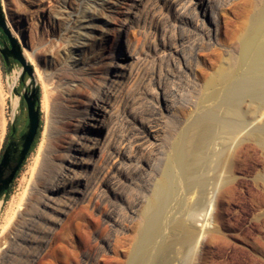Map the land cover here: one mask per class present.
<instances>
[{"label": "bare ground", "instance_id": "obj_1", "mask_svg": "<svg viewBox=\"0 0 264 264\" xmlns=\"http://www.w3.org/2000/svg\"><path fill=\"white\" fill-rule=\"evenodd\" d=\"M3 1L7 24L20 41H25L21 31L12 25L11 10L16 9L10 0ZM211 2L131 0L123 12L118 9V0H86L81 10L71 9L65 0L60 12L52 14L53 23L57 25L59 21L57 27L61 25V34L54 45L44 50L48 55L47 69L37 63L43 49L32 46L31 51L24 42L27 61L35 64L36 80L44 85V139L38 157L40 165L37 172L35 169L39 182L31 191L35 197L26 204L30 191L27 188L16 211L9 216L0 238L5 244L0 247V264L13 259L18 264H36L44 252L57 255L58 249L50 247L60 238L57 230L61 225L64 224L63 231L72 227L65 217L77 204L96 199L99 206L105 201L115 205L114 187L119 183L105 192L102 173L108 167L117 169L123 161L129 163L132 172L141 162L147 165L145 160H138L137 154L159 148L160 115L172 111L163 86L172 73L166 71L156 82L146 72L148 63L156 70V62L142 57L135 49L138 47L131 48L123 36L145 11L152 9V13L164 16L180 10L184 18L187 11L194 9L206 17L210 15L209 24L203 21L198 25L210 39L215 38L220 26ZM114 12L123 13L124 20L115 21ZM31 19L38 25L41 14ZM110 27L114 34L109 38L106 31ZM106 39L112 40L109 54H105ZM122 39L125 47L123 44L116 59L119 45L115 42L120 44ZM237 47L234 62L221 66L206 82L207 86L224 87L223 101L212 103L178 134L173 154L144 207L128 203L126 213L131 219L139 218V222L126 264H264V175L254 174L250 183L251 174L234 171L240 160L243 169L251 166V145H244L247 139H253L264 151V0L246 24ZM242 66L245 69L238 72ZM180 67L194 71L185 60ZM16 81L15 78V88ZM138 82L145 86V115L140 116L132 110L142 99L133 91ZM155 82L161 91L154 95L149 86ZM245 101L249 104L247 111L242 107ZM221 104L225 105L222 113ZM121 116L126 131L135 128L133 134L119 135ZM210 153L213 167L207 157ZM234 206L240 208L236 222L231 223L226 216ZM114 211H109L108 220L116 230L123 229V219ZM240 225H245L247 232H258L254 238L243 236L245 245L238 242L239 233L229 232ZM83 236L87 233L82 232ZM103 245L108 248L111 242Z\"/></svg>", "mask_w": 264, "mask_h": 264}, {"label": "rangeland", "instance_id": "obj_2", "mask_svg": "<svg viewBox=\"0 0 264 264\" xmlns=\"http://www.w3.org/2000/svg\"><path fill=\"white\" fill-rule=\"evenodd\" d=\"M64 1L65 0H10V4L12 3V6L16 9L14 11L11 10L13 15L12 25L16 30L21 31L24 36L25 41L22 42L12 32V27L7 24L4 1L0 0V9L3 13L6 25L12 35L17 38L26 60L27 56L24 54L23 47L24 42H26L28 49L31 51L32 46L43 49L37 60V63L42 69H47L48 67V55L44 50L54 45L58 36L61 34V25L57 27L59 21L57 25L53 23L54 19L52 14L60 12L61 4ZM85 1L86 0H66V5H69L71 9L79 8L78 10H81L82 4L85 3ZM130 1L131 0H118V9L123 12L126 11V6H128ZM197 1L198 0H196V2ZM187 2L189 3V1ZM187 2H185L186 5L188 4ZM262 2L263 0H212L211 8H213L218 15L220 26V31L215 38H212L213 40L205 34L202 26H199L203 21L209 24L210 15L206 17L201 14V12L194 11V9H190V12L187 11L184 18H181L179 15L180 10H172L168 13L169 15L166 13L163 16L152 13L151 9L149 13L145 11L142 16L143 19L141 17V20L132 23L127 34H124L123 37L127 38L128 42L131 44V48L133 47L134 49V47H138L135 49L142 53V57L147 56L149 59L156 62V70L151 68V65L148 63L146 69L148 75L153 77L157 82L166 71L172 73L171 79L168 80L167 84L163 85L166 91L164 96L167 100V105L172 111L170 113L166 111L160 115L162 129L159 140L160 146L159 148L153 149L148 154L144 151L138 152V160H145L144 162H148V164L143 165L141 162L136 172H132L129 163L126 161L119 162L118 168L115 170L111 167L105 169L102 173L105 192H107L109 188L112 189L115 183H119L118 187L114 185V190L117 195L115 205L112 206L110 202L105 201L99 206L97 200L92 199L91 201L81 202L74 206L65 217L66 222H72V227L63 231L64 224L61 225L57 230L60 238L50 247V249L56 247L58 249V254L53 255L50 252H44L37 259L36 264H126L131 249V241L139 222V218L131 219L126 213L128 203L136 205L139 209L144 207L151 195L155 182L161 178V174L169 158L173 154V145L179 136L178 134L186 129L195 117L211 106L212 103H221L223 101L224 87H222V85H215L213 87L207 86L206 82L221 66L229 65L234 62L238 54V42L245 30V26L250 22L252 15L256 13L257 9L260 8ZM211 8L209 7V10H211ZM37 13L41 14V19H38L39 24L35 25L31 17H35ZM115 13L116 12H114V15L117 16V18H114L115 21L118 20V22H121L124 20L123 13L119 12L121 14L118 13V15ZM0 29V36L6 39L5 37H7V35L1 27ZM106 32L109 38L114 34V30L111 27ZM150 33L152 35H150ZM40 39L41 42H39ZM111 41V39H106L104 41V46L106 47L105 54H109V45ZM115 43L117 46L119 45V51L116 57V59H118L120 52L123 51V44L125 47V42H123L122 39L120 44L118 41ZM184 60L193 65L194 71H189L180 67L181 62ZM27 62L32 65L35 72V64L31 61ZM244 69L245 66H242L238 69V72H242ZM21 72L22 64L19 62H12L11 70L8 71V65L0 54V146L10 123L19 113L23 105L21 96L15 93V87H13L15 78L17 79L15 85L20 93H23L25 88H30V76H28L25 86L19 85ZM36 82L41 90L43 125L41 136L37 146L27 159L13 193L7 201L1 204L0 238L4 234V226L9 216L13 211H16L17 204L25 190L27 188L30 189L28 198L26 199V204H28L30 200L35 197V193L31 191L34 190V185H38L39 182L38 174L35 173V169L37 168V172L38 166L40 165V163H38V157L44 139L43 131L46 114L43 105L44 85L40 80H36ZM156 82L149 86L150 91H152L154 95L158 90L161 91V87ZM134 86L133 91L135 95L142 97V99L133 106V114L140 116L142 113V115H145V99L143 98L145 91L143 87L145 86L143 84L140 85L139 82ZM214 93H216V96H212ZM154 102L157 103V100L154 99ZM242 105L243 109L247 111L249 107L248 101H245ZM224 106V104H221L219 109L220 113L224 111ZM119 110L120 113H122L121 108ZM124 120L123 116L118 119L119 135L128 132L129 134H133L135 128L131 131H126ZM138 130L137 128L136 131ZM244 145H251V166L248 170L243 169L242 160H240L239 164L234 168V171L235 174H251L249 176V182L252 183L251 177L254 174L264 175V151L253 139H247ZM207 157L210 162L208 163L213 167L214 163L212 159L214 157H212V153L208 154ZM123 164H125V166ZM199 165L200 163L198 164V169L200 170L201 166ZM175 170L178 173L177 167ZM113 174L114 178L112 177ZM127 177L130 178V180L128 179L127 181ZM239 208L240 206H234L232 211L227 214L226 217L230 218L231 223L236 222L237 210ZM112 210H115L114 214L116 217H119L120 220L123 219V229L116 230L108 220L109 211L112 212ZM250 222L251 219L248 220L245 225H249ZM245 225H240V227H237L235 230L231 229L229 231L233 235L239 233L237 239L238 242L243 245H245L244 242H246V238H254L258 235L257 231L247 232L244 229ZM82 232H86L87 236L82 237ZM108 240L111 242V245L105 248L103 244ZM2 241L3 240H0L1 248L5 246ZM6 264L18 263L17 260L13 259Z\"/></svg>", "mask_w": 264, "mask_h": 264}, {"label": "flooded vegetation", "instance_id": "obj_3", "mask_svg": "<svg viewBox=\"0 0 264 264\" xmlns=\"http://www.w3.org/2000/svg\"><path fill=\"white\" fill-rule=\"evenodd\" d=\"M5 38L6 39L0 36V49L6 50L9 56V60L11 62H19L11 55L10 40L7 37ZM0 54L3 60L5 61V58L3 54L1 53V51H0ZM28 76L29 75L26 73L24 80L27 81ZM24 92H27V99H29L31 102L35 104L36 109L40 108L41 120H40V126L37 131V134H38L39 129L42 126L41 90L36 95L32 93L30 88L28 87L27 90L26 89L24 90ZM21 101L23 104L22 108L19 111V113L14 117L12 122L10 123L8 130L4 136L3 142L0 146V185L6 186L7 184L6 182H8L7 188L4 190L3 195L0 197L1 204L7 201L10 198L11 194L13 193L14 188L17 185V180L19 179V176L27 162V159L29 158L30 154L33 152L32 150L34 147V142L37 137V134H36V137L32 143L31 148L29 149L28 153L26 154V156L24 157L21 163H19L20 162L19 157L5 158L6 154H8L12 149H16L15 141H17L24 134L29 124V108H28L26 97L24 95L21 96ZM17 148L22 152V149H23L22 146H18ZM15 169H16V172L13 175L12 173Z\"/></svg>", "mask_w": 264, "mask_h": 264}, {"label": "water", "instance_id": "obj_4", "mask_svg": "<svg viewBox=\"0 0 264 264\" xmlns=\"http://www.w3.org/2000/svg\"><path fill=\"white\" fill-rule=\"evenodd\" d=\"M0 27L4 30L5 34L10 40L11 55L22 64V72L19 81L22 82L25 79V74L27 73L31 79L30 90L32 93L37 95L40 92V87L38 86L35 80L33 67L31 64L27 62L26 58L24 57L17 38H15L12 35L11 31L7 27L3 13L1 12H0ZM0 51L3 54L5 61L8 65V71H10L12 67V62L9 60L8 53L6 52L5 49H0ZM25 89L27 90V88ZM15 93L20 96L24 95L26 97L29 108V124L24 134L17 141H15L16 149H12L8 154H6L5 158L19 157L20 158L19 163H21L24 157L26 156V154L28 153L29 149L31 148L32 143L36 137L38 128L40 126L41 117H40V108L36 109L35 104L31 102L29 99H27V92L20 93L18 91V88H15ZM18 146L23 147L22 152L17 148ZM16 169L13 171L12 173L13 175L15 174ZM6 183H7L6 186L0 185V197L3 195L4 190L8 186V182Z\"/></svg>", "mask_w": 264, "mask_h": 264}, {"label": "trees", "instance_id": "obj_5", "mask_svg": "<svg viewBox=\"0 0 264 264\" xmlns=\"http://www.w3.org/2000/svg\"><path fill=\"white\" fill-rule=\"evenodd\" d=\"M0 12L2 13L1 9H0ZM25 84H26V80H23L22 82H20L19 85H20V86H25ZM42 126H43V125H42ZM42 126L40 127L39 132H38V134H37L36 140H35V142H34L33 150H34V148L37 146V143H38L39 138H40V136H41ZM33 150H32V151H33Z\"/></svg>", "mask_w": 264, "mask_h": 264}]
</instances>
